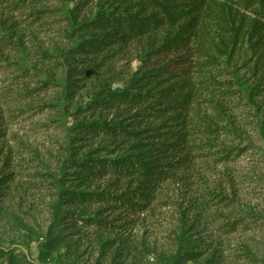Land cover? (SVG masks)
I'll list each match as a JSON object with an SVG mask.
<instances>
[{
    "label": "rangeland",
    "instance_id": "1",
    "mask_svg": "<svg viewBox=\"0 0 264 264\" xmlns=\"http://www.w3.org/2000/svg\"><path fill=\"white\" fill-rule=\"evenodd\" d=\"M18 1L0 0V264H264V43L232 56L207 44L228 39L222 28L242 14L264 23V6L212 0L204 35L179 52L160 54L164 29L79 56L72 48L90 33L74 23L123 13L127 0ZM177 59L187 63L169 76ZM74 63L92 73L71 93ZM106 120L145 138L122 143L85 126ZM131 155L168 172L144 211L120 203L135 183L82 174Z\"/></svg>",
    "mask_w": 264,
    "mask_h": 264
},
{
    "label": "trees",
    "instance_id": "2",
    "mask_svg": "<svg viewBox=\"0 0 264 264\" xmlns=\"http://www.w3.org/2000/svg\"><path fill=\"white\" fill-rule=\"evenodd\" d=\"M19 0L15 6H20ZM129 2L127 9L122 12H118L119 7L114 9H99L88 19H83L79 23H74V29L82 30L90 33L89 38H81V41L75 43L72 48L73 54L79 56L99 54L104 52L105 48L109 45H113L116 40L129 42L137 41L142 37L161 32L166 30L165 39L159 46V52L168 53L170 51L183 50L185 48L192 47V43L204 35L202 30V19H213L216 16L215 6L216 3L212 0H127ZM240 4L246 10H253L260 4L264 6V0H240ZM131 5L139 6L136 13H132L129 10ZM264 15V11H263ZM237 20V19H236ZM237 25L236 21L228 23L233 29L222 28L225 32H229V38L218 39V41H210L209 47L214 51L226 50L230 56L241 50L248 43H252L255 47H261L264 43L262 37L264 36V23H261L257 19L252 21L250 26H247V21L242 14L241 19ZM76 24V25H75ZM156 52V53H159ZM226 54V53H225ZM74 62H79L75 60ZM82 62H86L83 61ZM187 63L185 59H177L173 63H169L165 66V73L169 76L172 70H175L177 64ZM78 63L72 64L69 71V79L71 80V93L76 92L77 89L82 87V84L92 73L88 65L83 67H77ZM184 69L183 67L181 68ZM188 70V69H187ZM155 78L163 77L165 74H161V68L159 69ZM160 84L163 81L159 82ZM213 84H216L212 80ZM170 86V85H169ZM172 87L162 89L163 92L170 93ZM117 94V102L123 105H133L138 103L135 95H128L125 92H114ZM188 96L180 102V104L187 103ZM101 106L109 107V103L102 100L96 103ZM168 107L156 109L152 107V110H159V112H166ZM161 116V115H159ZM171 121H177L175 119H169ZM184 122V121H183ZM178 123V122H177ZM180 124H183L182 122ZM88 130L94 133H104L110 138H122V143L129 140L144 139L145 137L140 136L139 131H129L124 129L120 122L116 123L113 121H103L100 123H92L85 125ZM156 130L155 128L152 129ZM159 133L156 136H163L165 133H161V129H157ZM181 133H178L180 135ZM183 140V139H178ZM143 143H137L135 147L141 146ZM157 144L155 141L148 143L146 148L149 152H154L157 149H153L154 145ZM161 144H171L163 142ZM176 145V144H175ZM153 146V148H152ZM171 146V145H170ZM160 150V149H158ZM167 153L165 150L157 151L154 153L157 160L165 158ZM153 155V156H154ZM158 161L147 160L144 161L136 155H131L126 158H117L110 160L97 159L95 163L84 167L82 171L83 178L86 183L91 176L97 179H103L110 172L116 174L119 178L128 179V183L134 184L135 187L129 192L128 197L120 200L123 206L129 207L134 211H144L151 204L154 199V193H156L158 186L163 183L168 176V172L160 167ZM166 165V163H163ZM169 164V163H168ZM163 166V165H162ZM6 181V178L3 179ZM99 195V194H97ZM110 196V195H108Z\"/></svg>",
    "mask_w": 264,
    "mask_h": 264
}]
</instances>
